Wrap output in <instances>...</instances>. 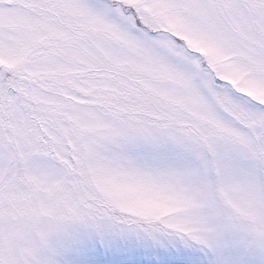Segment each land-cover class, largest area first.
Instances as JSON below:
<instances>
[{"label": "snow or ice", "instance_id": "snow-or-ice-1", "mask_svg": "<svg viewBox=\"0 0 264 264\" xmlns=\"http://www.w3.org/2000/svg\"><path fill=\"white\" fill-rule=\"evenodd\" d=\"M0 264H264V0H0Z\"/></svg>", "mask_w": 264, "mask_h": 264}]
</instances>
